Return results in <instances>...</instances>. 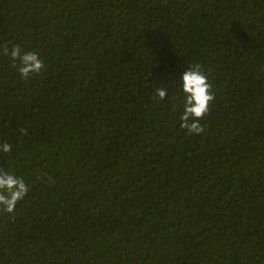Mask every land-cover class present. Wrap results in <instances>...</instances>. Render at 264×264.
<instances>
[{
	"label": "trees",
	"instance_id": "16d2710c",
	"mask_svg": "<svg viewBox=\"0 0 264 264\" xmlns=\"http://www.w3.org/2000/svg\"><path fill=\"white\" fill-rule=\"evenodd\" d=\"M5 45L44 69L21 79ZM3 142L29 192L0 212V264H264V0H0Z\"/></svg>",
	"mask_w": 264,
	"mask_h": 264
},
{
	"label": "clouds",
	"instance_id": "9594fccd",
	"mask_svg": "<svg viewBox=\"0 0 264 264\" xmlns=\"http://www.w3.org/2000/svg\"><path fill=\"white\" fill-rule=\"evenodd\" d=\"M5 55H10L13 61H19V75L21 79L29 80L39 74L45 67L41 57L34 51L23 52L19 45L3 48ZM181 86L184 94V114L181 116V128L189 135H202L205 126L201 123L211 111V105L215 100L212 86L208 77L199 64H194L186 70L181 77ZM155 95L164 100L167 97V89L159 88ZM21 134H26L25 129H20ZM12 146L0 143V153L8 154ZM29 192V188L22 178L0 169V212L13 214L17 204L22 201Z\"/></svg>",
	"mask_w": 264,
	"mask_h": 264
}]
</instances>
